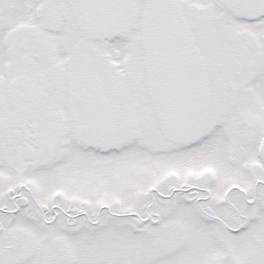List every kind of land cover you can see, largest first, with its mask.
<instances>
[{
    "label": "snow or ice",
    "instance_id": "1",
    "mask_svg": "<svg viewBox=\"0 0 264 264\" xmlns=\"http://www.w3.org/2000/svg\"><path fill=\"white\" fill-rule=\"evenodd\" d=\"M0 264H264V0H0Z\"/></svg>",
    "mask_w": 264,
    "mask_h": 264
}]
</instances>
